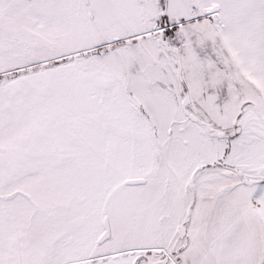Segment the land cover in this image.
I'll return each instance as SVG.
<instances>
[{
  "label": "snow or ice",
  "instance_id": "6c2138e0",
  "mask_svg": "<svg viewBox=\"0 0 264 264\" xmlns=\"http://www.w3.org/2000/svg\"><path fill=\"white\" fill-rule=\"evenodd\" d=\"M0 264H264V0H0Z\"/></svg>",
  "mask_w": 264,
  "mask_h": 264
}]
</instances>
